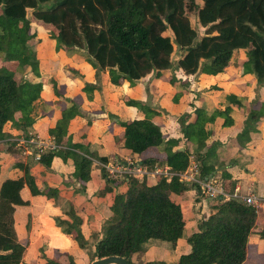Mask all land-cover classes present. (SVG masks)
<instances>
[{
  "label": "trees",
  "instance_id": "1",
  "mask_svg": "<svg viewBox=\"0 0 264 264\" xmlns=\"http://www.w3.org/2000/svg\"><path fill=\"white\" fill-rule=\"evenodd\" d=\"M199 1L0 0V60L4 64L0 65V139L6 137L3 127L8 121L23 130L34 122L32 103L39 98L42 84L27 80L18 83L14 78L16 69L12 68L15 62L22 66L30 63L33 67L36 63L35 52L29 43L36 35L30 31L31 20L51 28L48 35L55 40L56 50L63 48L69 54L81 55L95 70L97 81L100 73L107 71L113 84L127 80L133 85L147 77L157 79L173 67L186 75L199 71L215 75L229 65L239 50H244L246 59L241 64L242 73H251L258 86L264 85V0ZM186 2L195 10L196 26L186 14ZM198 26L205 29L201 36ZM175 50L180 54L174 62L171 56ZM93 87L95 85L84 83L83 90L90 93ZM178 96L175 94L173 99L177 100ZM226 97L240 105L234 95ZM126 103L144 110L146 116L120 122L124 127V146L135 154L149 147L158 148L159 155L142 158L141 165L147 171L164 165L175 173L185 170L189 150L174 149L178 140H164L160 126L150 117L152 108L135 100ZM263 108L264 104L248 114L247 122L251 121V124H245L239 137L247 135L260 117H264ZM229 111L230 106H226L205 117L202 108H195L194 123H186L188 114L178 118L183 136L196 146V158H201L196 150L204 146L209 134L204 122L222 115L225 118L223 124L228 125L231 121ZM16 113H20L18 120H14ZM62 113L50 133L57 144L64 146L45 150L38 162L50 167L54 156L63 160L70 158L74 165L73 177L81 182L90 178L94 166L98 167L107 182L99 194L109 190V186L114 187L116 194L111 213L103 221L100 232H93L89 239L82 234V220L70 203L60 206L67 218L54 217L55 225L79 242L90 261L118 255L130 264H137L131 261V255L149 241H159L174 248L183 235L185 219L172 195L181 194L194 185L175 174L170 181L157 176L155 184H149V175L141 182L132 176L127 180L109 178L103 167L95 164L96 161L106 163L107 158L91 150L89 144L74 143L70 136L63 143L67 124L79 110L73 103L69 111ZM213 170L202 161V175L207 176ZM25 184L34 195L57 197L55 189L44 192L36 185L28 165L22 176L6 178L1 183L0 264H39L23 261L25 248L17 240L13 228L14 206L28 203L20 196ZM123 186L126 189L119 190ZM212 205L213 212L199 220L197 230L187 237L190 250L180 255L177 264H242L245 261L247 239L256 228V209L236 199L213 201ZM258 234L264 239V225ZM45 264H59V261L46 258ZM67 264L78 263L73 256L67 255Z\"/></svg>",
  "mask_w": 264,
  "mask_h": 264
},
{
  "label": "crops",
  "instance_id": "2",
  "mask_svg": "<svg viewBox=\"0 0 264 264\" xmlns=\"http://www.w3.org/2000/svg\"><path fill=\"white\" fill-rule=\"evenodd\" d=\"M30 23V31L36 34L33 42L35 40L37 44L40 75L34 76L26 67L25 75L16 72L14 78L17 82L20 79L42 82L39 101L43 110L24 130L13 121L5 123L3 132L6 137L0 139V185L6 178L22 176L24 167L28 165L36 185L44 192L49 188L55 189L57 197L34 195L26 184L20 190L21 199L28 203L14 206L13 228L17 240L25 248L23 261L45 264L46 258H53L59 264H67V255H71L78 264H85L87 253L77 240L55 225L54 217L67 218L60 206L72 204L82 220L81 232L89 239L93 232H100L103 221L111 213L116 191L113 186H109V190L99 194L107 182L98 167L94 166L90 178L81 182L73 177L74 165L70 158L63 160L54 156L50 167H46L36 160L33 153H24L19 145L20 139L34 135L55 139L50 131L61 118L62 109L73 103L79 109V114L69 120L63 143L70 136L72 142L89 144L91 150L107 160L133 157L142 161V158L159 155L157 147H149L135 154L124 146V127L120 122L146 116L144 110L128 105L126 101H140L152 108L151 119L160 126L164 140H178L179 144L174 149H188L189 158L192 155L201 162V166L204 161L213 167V173L210 174H217L231 190L235 186L240 187L242 192L250 188L264 196V117L255 123L254 129L247 135L239 137L247 121L248 107L258 110L264 102V85L257 86L251 73L241 71V64L246 57L242 58L238 53L244 50H239L229 65L215 75L199 72L186 75L181 70H174V76L166 71L157 79L147 77L133 85L121 80L116 85L110 81L107 71L101 72L97 81L95 70L82 56L76 53L68 56L62 50L56 51L54 39L41 27L42 24L34 20ZM0 65H4L1 60ZM68 68L77 73L69 72ZM84 83L95 87L88 93L83 90ZM175 94H179L177 100L173 99ZM231 94L240 105L227 99L226 96ZM226 106H230V123L224 125L225 118L222 115L206 123L204 128L209 134L204 146L196 150L201 158H196V146L183 136L179 116L188 114L185 121L192 123L196 119L195 108H202L206 114H211L216 110H224ZM19 117L20 113H16L14 120ZM57 145L61 148L64 146ZM151 170L148 171L151 173ZM156 181L157 178L149 174V184H155ZM82 185L84 188H81ZM125 189L123 186L119 190ZM172 198L179 203L185 219L182 237L174 248L159 241H149V247L152 243L156 244L151 250L161 247L162 254L167 255L164 257L167 264H177L180 255L189 252L187 237L197 230L199 220L213 212V201L201 197L195 187L172 195ZM255 221L256 228L248 236L247 254L242 264H264V239L258 234L264 225V204L257 209ZM149 251L150 248H147L144 254H149Z\"/></svg>",
  "mask_w": 264,
  "mask_h": 264
},
{
  "label": "built area",
  "instance_id": "3",
  "mask_svg": "<svg viewBox=\"0 0 264 264\" xmlns=\"http://www.w3.org/2000/svg\"><path fill=\"white\" fill-rule=\"evenodd\" d=\"M19 145L22 147L24 153H33L36 160H39L45 150H54L58 147L53 137L44 139L35 135L20 139ZM100 165L109 178L116 180L123 178L127 180L128 177L132 176L141 182L145 176L151 174L154 177H165L167 181H170L171 177L175 174L182 181L194 185L198 189L200 196L205 199L216 202H226L236 199L253 206L256 211L264 204V196L255 193L250 188L246 192H242L238 186H235L231 190L224 185L217 174L202 175L201 162L194 159L192 155L185 170L179 173L172 172L167 165L156 166L150 173L141 165V161L133 157L111 158L106 163H100Z\"/></svg>",
  "mask_w": 264,
  "mask_h": 264
},
{
  "label": "rangeland",
  "instance_id": "4",
  "mask_svg": "<svg viewBox=\"0 0 264 264\" xmlns=\"http://www.w3.org/2000/svg\"><path fill=\"white\" fill-rule=\"evenodd\" d=\"M197 2L198 3H200V1L199 0H197ZM185 11H186V14L188 15V17L190 18V21H191V23L193 24V25H197V22H196V17H195V10H194V8H193V6L189 3V2H186L185 3ZM28 15H29V17H31V15H30V10L28 9ZM41 26V25H40ZM43 29L45 28L46 29V31H47V33H49L50 32V30H51V28L49 27H46V26H44V25H42L41 26ZM43 29H41V30H43ZM44 29V30H45ZM204 28L203 27H200V26H198V32H199V36H201V35H203V33H204ZM55 41V40H54ZM29 43H31L30 45L33 47V48H31L32 49V51L33 52H35V65H34V67L30 64V63H26V64H23V66L22 65H19L18 64V62H15L13 65H12V68L13 69H16V71L14 72V74L17 72V74L18 75H25L24 73H25V68L27 67V68H29V71H30V73H32L34 76H39L40 74H39V68H40V65H39V61H38V58H37V56H36V43H35V40H34V42H33V39L31 40V41H29ZM55 50H56V48H55ZM58 50H62V51H64V53L65 54H67L68 56H70V55H72V54H69V53H67L63 48H60V49H58ZM58 50H56V51H58ZM179 54H180V52L179 51H174L173 52V54H172V59L174 60V62H175V60H177V58L179 57ZM239 55H240V57H246L245 56V51H241V52H239L238 53ZM236 55V54H235ZM81 56V55H80ZM233 60V59H232ZM10 66V65H9ZM68 70H69V72H71V73H73V69L72 68H68ZM174 70H178V69H175L174 67L172 68V70L170 71L169 70V72H171L172 74H173V76L175 75V72H173ZM199 73H203V72H200L199 71ZM19 78L17 77V80H18ZM256 80V79H255ZM57 81V80H56ZM56 81L54 82L55 84H57L56 83ZM23 82V79H20L19 80V82L18 83H22ZM38 81H34V82H32V83H37ZM40 83L42 84V82L40 81ZM258 86V85H257ZM42 87V86H41ZM39 98H40V93H39ZM39 98L36 100V101H33V103H32V105H33V111H32V115H34V117L35 116H37V115H39V113H40V111L41 110H43L42 108H41V103H40V101H39ZM264 104V102H262L261 103V105H263ZM72 105V104H71ZM70 105V106H71ZM147 105V104H146ZM70 106H66L64 109H62V112H64V111H69V108H70ZM249 108V112H248V114L252 111L250 108V106L248 107ZM246 109V108H245ZM264 109V108H263ZM79 110V109H78ZM214 112V111H213ZM212 112V113H213ZM212 113L211 114H206L205 113V117H209V116H211L212 115ZM63 114V113H62ZM217 116V115H216ZM151 118H152V115L150 116ZM180 117V116H179ZM215 117V116H214ZM261 118V117H260ZM247 119V118H246ZM260 120V119H259ZM195 122V121H194ZM194 122H192V123H194ZM207 122H212L211 120H207V121H205L204 122V127H205V125H206V123ZM245 124H251V121H249V122H247V121H245V123H244V126H245ZM179 125H180V123H179ZM196 125V124H195ZM181 128V127H180ZM244 128V127H243ZM191 187H189L188 189H190ZM150 243L151 242H147V243H144L142 246H141V249L140 250H138L137 252H135V253H133L132 255H131V257H130V259H131V261L133 262V263H136V262H139V263H143V264H145V263H148V261L149 262H156V263H160V264H167V263H165L164 261H165V258L164 257H167V255H164V254H162V250L160 249V248H155V249H153V250H151V247L153 246V245H156V244H154V243H152L151 244V247H149V245H150ZM161 244H163V243H161ZM158 246H160V245H158ZM147 248H150V253L149 254H147V255H145L144 253H145V251L147 250ZM90 263V258H89V256H88V258L85 260V264H89Z\"/></svg>",
  "mask_w": 264,
  "mask_h": 264
},
{
  "label": "water",
  "instance_id": "5",
  "mask_svg": "<svg viewBox=\"0 0 264 264\" xmlns=\"http://www.w3.org/2000/svg\"><path fill=\"white\" fill-rule=\"evenodd\" d=\"M89 264H130L125 258L118 255L95 258Z\"/></svg>",
  "mask_w": 264,
  "mask_h": 264
}]
</instances>
